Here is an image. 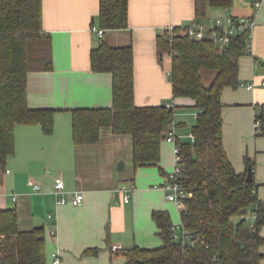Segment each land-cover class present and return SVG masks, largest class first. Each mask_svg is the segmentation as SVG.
I'll list each match as a JSON object with an SVG mask.
<instances>
[{
  "label": "crops",
  "instance_id": "crops-1",
  "mask_svg": "<svg viewBox=\"0 0 264 264\" xmlns=\"http://www.w3.org/2000/svg\"><path fill=\"white\" fill-rule=\"evenodd\" d=\"M255 1L210 6L207 15H254ZM42 3L43 26L52 37L53 66L29 72L28 102L33 108L55 109L54 128L46 133L39 124H16L15 152L0 169V207L17 209L21 230L45 228L47 264H53L52 252L57 247L61 248L58 264H126L125 255L112 250L113 244L160 246L163 240L153 211L167 210L176 218V205L181 218V208L168 199L164 188L175 166L174 143L162 141L158 165L135 168L131 133H116L104 126L98 143L76 144L73 110L113 105V73L92 69L91 52L103 40L112 46H133L136 104L171 102L182 107L185 112L172 124L175 131L187 122L186 108L195 110L196 120L195 100L173 95L169 65L157 46V36L164 28L187 24L196 17L195 1L129 0L128 26L106 30L97 18L100 0ZM255 15L258 23L252 31L250 51L240 57L241 84L226 86L221 100L228 156L239 172L247 168L245 156L251 157L257 192L264 199V134H257L256 125L264 103V0ZM99 29H103L102 35ZM214 76L215 72L211 79ZM58 179L64 180L68 197L74 191L84 192V202L58 204ZM261 232L264 235L263 228ZM88 249L96 251L86 253Z\"/></svg>",
  "mask_w": 264,
  "mask_h": 264
},
{
  "label": "trees",
  "instance_id": "trees-1",
  "mask_svg": "<svg viewBox=\"0 0 264 264\" xmlns=\"http://www.w3.org/2000/svg\"><path fill=\"white\" fill-rule=\"evenodd\" d=\"M194 1L195 18L205 20L210 6H228L234 0ZM97 18L104 30L127 27L129 0H100ZM170 34L164 28L157 46L161 55L172 57L173 95L194 99L198 109L192 125L195 139L177 141L188 191L181 218L198 239L197 247L185 250L173 236L170 213L156 209L152 215L163 243L118 251L126 264H263L264 199L257 192L251 157L245 156L247 168L239 172L228 156L221 100L226 86L241 84L240 57L250 51L249 38L242 32L220 47L208 38L178 33L170 39ZM91 59L93 70L113 73L114 102L109 107L73 110L76 144L98 143L102 127L111 126L116 133L133 135L135 168L158 165L162 141L175 119L174 106L136 104L132 45L112 46L102 40ZM52 66V37L43 26L42 0H0V169L15 152L16 124H39L46 133L53 131L55 109L33 108L28 102L29 72ZM204 68L215 72L210 84L204 81ZM257 120V134H264V103ZM249 166L251 181L246 179ZM0 235V264H47L45 228L21 230L16 208L0 207Z\"/></svg>",
  "mask_w": 264,
  "mask_h": 264
},
{
  "label": "built area",
  "instance_id": "built-area-1",
  "mask_svg": "<svg viewBox=\"0 0 264 264\" xmlns=\"http://www.w3.org/2000/svg\"><path fill=\"white\" fill-rule=\"evenodd\" d=\"M262 6V0L255 1V14ZM250 16H239V15H228L226 17H207L205 20H198L194 18L191 22L183 25H169L166 27L170 31V39L178 34L188 35L194 39H205L208 38L215 42L218 46L224 47L228 45L233 36L246 32V35L250 40L252 37V31L258 23L256 15ZM178 26V30L176 29ZM99 34H103V29H99ZM248 46V49H249ZM250 50V49H249ZM251 87L252 85H248ZM168 108L173 107L171 102L165 103ZM198 113V112H197ZM257 126L260 125V121L257 120ZM190 139L194 140L195 135L191 131L189 135ZM178 135L174 128L168 133L166 140L174 143V154H175V166L172 171L168 174V180L164 184V188L167 190V197L169 200L174 201L181 209L185 207V197L188 195V191L183 182L184 170L181 164L182 153L181 147L177 143ZM36 188H40L39 184L35 185ZM55 193L57 195L58 204L72 203L73 205H79L84 202L85 194L82 191H74L71 197H68L65 190V182L63 179H58L55 184ZM130 193L125 194V198L128 199ZM255 216L253 215V218ZM173 236L179 241L185 250H191L197 247V238H195L193 232L188 229L183 222L180 224H172ZM55 230L52 233L55 234ZM113 251L124 249L125 247L120 243L112 245ZM61 261V248L57 247L52 252V263L58 264Z\"/></svg>",
  "mask_w": 264,
  "mask_h": 264
},
{
  "label": "rangeland",
  "instance_id": "rangeland-1",
  "mask_svg": "<svg viewBox=\"0 0 264 264\" xmlns=\"http://www.w3.org/2000/svg\"><path fill=\"white\" fill-rule=\"evenodd\" d=\"M164 57H165L164 62H167V64L169 65L168 70L171 71V68H172V57H171L170 54H164ZM202 72H203V75H204V81L207 84H210L211 81H212L211 75L214 74V71L210 70V69H207V68H204ZM186 109L188 110V111H186V113L188 114V116H186L187 117V122L182 124V125H179L178 127L176 126L177 127L176 128V133L183 140L189 139V137H190L189 135H190V133L192 131V124H193V121L195 120V110L192 109V108H186ZM183 111L184 110H182V107L174 106V114H175L176 118H177L178 114L180 112H183ZM256 188L259 189L258 185H257ZM259 194H260V192H259ZM173 209H174L175 213L177 214L176 218H172L173 224H180L182 221H181V218H180L179 209L177 208L176 205L173 206ZM263 229H264V226H263Z\"/></svg>",
  "mask_w": 264,
  "mask_h": 264
},
{
  "label": "water",
  "instance_id": "water-1",
  "mask_svg": "<svg viewBox=\"0 0 264 264\" xmlns=\"http://www.w3.org/2000/svg\"><path fill=\"white\" fill-rule=\"evenodd\" d=\"M248 181H251L253 180V173H252V167L249 166L248 168V174H247V178H246Z\"/></svg>",
  "mask_w": 264,
  "mask_h": 264
}]
</instances>
